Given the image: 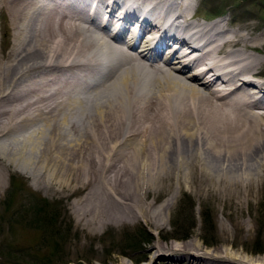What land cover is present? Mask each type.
Segmentation results:
<instances>
[{"label": "bare ground", "instance_id": "obj_1", "mask_svg": "<svg viewBox=\"0 0 264 264\" xmlns=\"http://www.w3.org/2000/svg\"><path fill=\"white\" fill-rule=\"evenodd\" d=\"M144 1L124 0L129 11ZM91 3L0 0L12 35L0 53V189L16 162L38 188L80 194L73 211L100 229L153 223L144 177L198 194L262 191L264 80L252 77L264 73V32L231 30L223 19L204 25L192 20L196 0H159L147 10L154 22L139 26L152 36L128 41L119 29L129 13L114 17L110 33L114 9L97 2L93 17ZM171 39L180 45L162 58ZM204 59L207 82L190 72ZM12 127L26 132L9 137ZM154 209L160 216L162 205ZM197 248L155 243L148 261L201 258Z\"/></svg>", "mask_w": 264, "mask_h": 264}, {"label": "rangeland", "instance_id": "obj_2", "mask_svg": "<svg viewBox=\"0 0 264 264\" xmlns=\"http://www.w3.org/2000/svg\"><path fill=\"white\" fill-rule=\"evenodd\" d=\"M197 1L202 2V15L222 13L231 30L264 32V0ZM11 44L9 17L0 13V53ZM25 132L12 127L7 135ZM15 166L16 162L6 169L0 189V264H253L264 258V189L259 191V186L248 197L198 194L168 188L171 183L162 178L154 182L144 177L141 182L153 194L148 202L155 204L148 206L153 223L100 229L86 224L85 217L79 220L73 211L80 194L68 195L58 185L38 188L31 175ZM157 185L164 187L159 196L154 195ZM161 205L159 216L154 208ZM189 240L199 245L195 253L201 258L162 256L148 261L153 244L181 245Z\"/></svg>", "mask_w": 264, "mask_h": 264}, {"label": "trees", "instance_id": "obj_3", "mask_svg": "<svg viewBox=\"0 0 264 264\" xmlns=\"http://www.w3.org/2000/svg\"><path fill=\"white\" fill-rule=\"evenodd\" d=\"M203 223H205V220L203 221Z\"/></svg>", "mask_w": 264, "mask_h": 264}]
</instances>
